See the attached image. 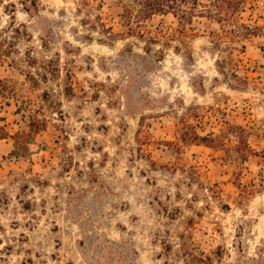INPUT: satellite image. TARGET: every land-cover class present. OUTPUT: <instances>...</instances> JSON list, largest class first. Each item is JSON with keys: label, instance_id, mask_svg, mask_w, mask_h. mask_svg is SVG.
I'll return each mask as SVG.
<instances>
[{"label": "rangeland", "instance_id": "rangeland-1", "mask_svg": "<svg viewBox=\"0 0 264 264\" xmlns=\"http://www.w3.org/2000/svg\"><path fill=\"white\" fill-rule=\"evenodd\" d=\"M86 2L0 0V264H264V30Z\"/></svg>", "mask_w": 264, "mask_h": 264}, {"label": "trees", "instance_id": "trees-1", "mask_svg": "<svg viewBox=\"0 0 264 264\" xmlns=\"http://www.w3.org/2000/svg\"><path fill=\"white\" fill-rule=\"evenodd\" d=\"M87 0H85V3ZM120 6L123 9L121 16L123 24L126 26V33L131 35L147 38L150 42H159L160 39L166 37L171 38L185 34L186 22L193 19L194 15L210 16L223 24L225 34L235 33L239 36H246L251 31L264 30L263 25H255L250 27L239 24L245 30L230 28L234 19V11L231 7L234 0H212L210 4H206L200 0H119ZM239 2V1H238ZM104 1L100 2V6L104 5ZM173 13L177 18H180L178 27H158L156 32L145 28V20L151 18L155 14ZM207 13V14H206ZM229 26V27H227ZM110 34L115 35L116 32L110 27ZM105 28V29H110ZM240 33V34H239Z\"/></svg>", "mask_w": 264, "mask_h": 264}]
</instances>
